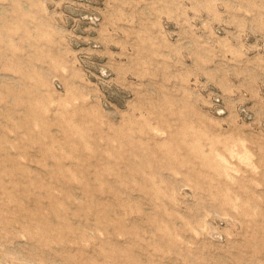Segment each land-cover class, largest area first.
Here are the masks:
<instances>
[{
    "label": "rangeland",
    "instance_id": "1",
    "mask_svg": "<svg viewBox=\"0 0 264 264\" xmlns=\"http://www.w3.org/2000/svg\"><path fill=\"white\" fill-rule=\"evenodd\" d=\"M0 264H264V0H0Z\"/></svg>",
    "mask_w": 264,
    "mask_h": 264
}]
</instances>
